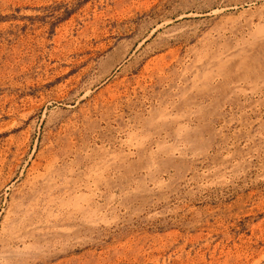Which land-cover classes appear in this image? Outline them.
<instances>
[{
	"label": "rangeland",
	"instance_id": "374dc122",
	"mask_svg": "<svg viewBox=\"0 0 264 264\" xmlns=\"http://www.w3.org/2000/svg\"><path fill=\"white\" fill-rule=\"evenodd\" d=\"M0 264H264V0H0Z\"/></svg>",
	"mask_w": 264,
	"mask_h": 264
}]
</instances>
